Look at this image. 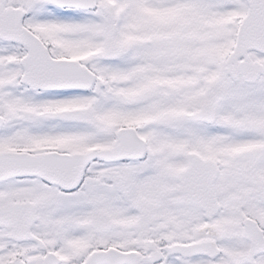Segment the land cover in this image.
<instances>
[{"label":"snow or ice","instance_id":"obj_1","mask_svg":"<svg viewBox=\"0 0 264 264\" xmlns=\"http://www.w3.org/2000/svg\"><path fill=\"white\" fill-rule=\"evenodd\" d=\"M0 264H264V0H0Z\"/></svg>","mask_w":264,"mask_h":264}]
</instances>
